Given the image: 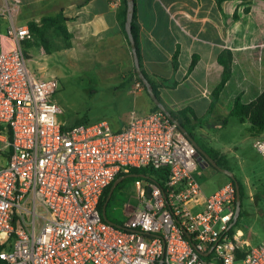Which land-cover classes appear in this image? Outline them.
Returning a JSON list of instances; mask_svg holds the SVG:
<instances>
[{"label":"built area","instance_id":"2783aa9c","mask_svg":"<svg viewBox=\"0 0 264 264\" xmlns=\"http://www.w3.org/2000/svg\"><path fill=\"white\" fill-rule=\"evenodd\" d=\"M15 10L0 5L12 42L0 50V264H264V240L244 249L229 234L235 185L204 192L194 145L161 110L132 112L121 130L61 121L59 80L28 66L23 45L34 35ZM254 145L264 158V134ZM147 165L167 177L134 180L122 222L103 219L105 187Z\"/></svg>","mask_w":264,"mask_h":264},{"label":"crops","instance_id":"0c3cea01","mask_svg":"<svg viewBox=\"0 0 264 264\" xmlns=\"http://www.w3.org/2000/svg\"><path fill=\"white\" fill-rule=\"evenodd\" d=\"M4 4L15 0H1ZM18 6L20 19L13 15L17 25L40 26L43 17L62 13L60 24L45 23L49 52L38 41L24 42V52L28 59L37 48L41 56L54 52L58 61L91 71L89 89L112 93L116 113L103 119L113 130L125 127L132 112L152 111L154 102L145 85L134 87L138 74L124 0H18L16 10ZM133 7L140 69L157 97L179 121L185 110V119L204 145L231 161L235 142L216 132L243 124L249 132L250 122L231 111L237 95L247 103L264 89V0H133ZM10 24L0 14V50L12 46ZM60 26L69 35L67 41L58 32ZM226 72L222 89L214 95Z\"/></svg>","mask_w":264,"mask_h":264},{"label":"rangeland","instance_id":"374dc122","mask_svg":"<svg viewBox=\"0 0 264 264\" xmlns=\"http://www.w3.org/2000/svg\"><path fill=\"white\" fill-rule=\"evenodd\" d=\"M10 5L15 6V4ZM21 12V7L18 6L13 15L20 19ZM37 41L38 39L34 38L30 42L37 43ZM32 56L34 57L28 59L27 64L31 69L34 68L37 75L56 76L59 80L54 99L61 109L62 122L67 125L79 122L92 123L115 115L112 93L95 87L89 89L91 71L83 72L58 61L54 52L51 55L41 56L37 48L35 55ZM119 116L122 118L121 115ZM216 135H222L235 142L236 153L228 164L244 188L240 211L232 225L233 234L244 249L257 246L264 240V158L254 145V138L260 134H251L247 131L246 124H243L237 128L230 125L223 131L216 132ZM195 137L203 143L196 134ZM195 174L202 189L207 193L231 181L228 175L210 166L199 167ZM135 195L136 189L133 180L130 179L113 190L107 206L108 214L124 219V204L129 199L131 204L135 203L133 199Z\"/></svg>","mask_w":264,"mask_h":264},{"label":"trees","instance_id":"16d2710c","mask_svg":"<svg viewBox=\"0 0 264 264\" xmlns=\"http://www.w3.org/2000/svg\"><path fill=\"white\" fill-rule=\"evenodd\" d=\"M216 1L218 3H220L222 0H216ZM124 5L126 6L125 0H124ZM63 20H64V17L62 15V13H57L54 16L43 17L41 20L42 25H40V26L37 25L35 22H29V27H30L34 37L38 39V42L40 44H42L43 48L47 52H49V46L50 45L48 43L49 37H47V35H46L45 23H59L60 24ZM58 32L61 34L62 38L65 41L68 40L69 35H68L66 29H64V28L62 29V27H61V29L58 30ZM132 33H133V35L135 34V30L133 28H132ZM133 73L135 74V76H137L135 71ZM227 77H228V73L226 72L222 76L220 83L214 89V91H213L214 95H217V93L222 89ZM152 110H160V109L155 103H153V109ZM231 113L235 116H238L240 119L246 118L250 122L249 132L251 134H258L259 133L261 135L264 132V89L261 91V93L255 99H253L252 101L247 102V103L242 102L240 96L237 95L235 97L234 105H233ZM179 114L181 116L180 121H181L182 125L187 129V131L190 134H192L194 136L196 141L215 159L217 164L220 165L221 167L231 169L229 164H228V160L225 158L224 155L220 154L218 151H216L212 148L206 147L203 143L199 142L200 140H198V138L195 137L192 123H190V121L186 120L184 117L185 110L180 111ZM74 124H76V123H74ZM215 170H217V169H215ZM127 173H139V174H142V176L138 175V176H129V177L124 178L121 182H119L116 185V187L114 188V191L117 188L121 187L123 183L127 182L130 179L133 181L136 179H139V178H143V179H148V178L153 179L154 178L156 180L165 179L167 177V174H168V168H166V167L154 168L150 165H147V166H142V167H130L127 172H123V171L119 172L114 177V179H112V181L105 187V189L103 190V192L101 194L98 206H99L100 213H101V216L103 219H105L104 214H103V207L105 205V216H106V218L108 220L114 222V223L122 222V219L116 218L113 215L108 214L107 206H108L109 200L112 198V196L110 197V199L108 201H106V197H107L108 191H109L113 181L117 177H119L123 174H127ZM237 180L239 183V194H240V199H241L243 194H244V188H243L241 181L239 179H237ZM231 182L234 184V182L232 180H231ZM229 234L230 235L233 234L232 226L229 229ZM2 248H4V245L0 244V250ZM244 254H245V250H241V249L236 250V257L237 258H241Z\"/></svg>","mask_w":264,"mask_h":264},{"label":"water","instance_id":"95a60500","mask_svg":"<svg viewBox=\"0 0 264 264\" xmlns=\"http://www.w3.org/2000/svg\"><path fill=\"white\" fill-rule=\"evenodd\" d=\"M133 11H134L133 0H126V31L128 33V36H129V39H130V42H131V47H132V52H133V58H134L136 72H137L139 78L142 80L143 84L145 85L147 91L149 92L150 97L152 98L153 102L159 107V109L164 114H166L172 121H174L178 125L180 130L185 134V136L194 145V147L196 149V156L198 158L200 166L201 167L210 166L212 168H215L218 171L228 175V177L234 182L235 187H236V210H235L234 219H233V221H234L237 218L238 214H239L240 204H241L238 180H237L236 176L234 175V173L232 172L231 169L221 167L220 165L217 164L215 159L196 141L194 136L187 131V129L182 125V123L179 121V119H177L163 105V103L157 97L155 91L153 90V87H152L150 81L147 79V77L143 74V72L140 69L139 60H138V54H137V51H136V46H135V41H134V36L132 34ZM138 175L142 176V174H139V173H127V174H123V175L117 177L113 181V183H112V185H111V187H110V189L108 191V194H107V197H106V201L109 200V198L111 197V195L113 193L114 188L116 187V185L119 182H121L126 177L138 176ZM103 214H104L105 219L107 221H110L105 216V205L103 207ZM159 264H162V262H160Z\"/></svg>","mask_w":264,"mask_h":264}]
</instances>
